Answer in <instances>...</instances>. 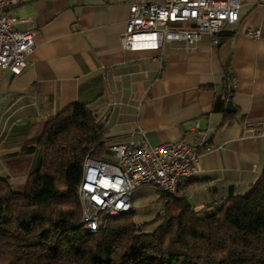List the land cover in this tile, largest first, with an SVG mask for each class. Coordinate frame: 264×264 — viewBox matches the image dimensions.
<instances>
[{"label": "crops", "instance_id": "0c3cea01", "mask_svg": "<svg viewBox=\"0 0 264 264\" xmlns=\"http://www.w3.org/2000/svg\"><path fill=\"white\" fill-rule=\"evenodd\" d=\"M135 1L29 0L10 9L18 29L36 34L22 74L0 67V176L25 182L41 161L38 149L27 151L31 140L85 103L105 124L108 160L112 143L140 130L152 144L205 143L199 175L183 178L178 196L210 214L264 173V0H241L240 19L219 43L205 34L195 44L128 50L122 34Z\"/></svg>", "mask_w": 264, "mask_h": 264}, {"label": "trees", "instance_id": "16d2710c", "mask_svg": "<svg viewBox=\"0 0 264 264\" xmlns=\"http://www.w3.org/2000/svg\"><path fill=\"white\" fill-rule=\"evenodd\" d=\"M106 133L87 104H71L27 146L41 161L25 182L0 176V264H264V173L210 214L162 192L153 230L129 212L88 233L79 186L86 156L106 159Z\"/></svg>", "mask_w": 264, "mask_h": 264}, {"label": "built area", "instance_id": "2783aa9c", "mask_svg": "<svg viewBox=\"0 0 264 264\" xmlns=\"http://www.w3.org/2000/svg\"><path fill=\"white\" fill-rule=\"evenodd\" d=\"M27 1L0 0V67L15 75L27 67L36 33L18 29V19L9 11ZM240 7L241 0H137L130 7L123 45L128 50L160 49L174 41L190 45L205 34L219 43L227 26L240 19ZM248 33L258 37L260 30L249 29ZM200 147L189 142L152 144L140 130L138 138L110 145L113 160L87 155L79 186L84 229L96 233L102 216L133 212V193L141 185L158 186L167 199L177 197L181 180L200 173Z\"/></svg>", "mask_w": 264, "mask_h": 264}, {"label": "rangeland", "instance_id": "374dc122", "mask_svg": "<svg viewBox=\"0 0 264 264\" xmlns=\"http://www.w3.org/2000/svg\"><path fill=\"white\" fill-rule=\"evenodd\" d=\"M159 201L160 197L154 185L144 184L139 186L138 189L136 188L133 203L136 209L133 212H135V218L144 230H153L160 222L164 205H160Z\"/></svg>", "mask_w": 264, "mask_h": 264}, {"label": "water", "instance_id": "95a60500", "mask_svg": "<svg viewBox=\"0 0 264 264\" xmlns=\"http://www.w3.org/2000/svg\"><path fill=\"white\" fill-rule=\"evenodd\" d=\"M232 97H233V96H230V99H229L228 102H227V109L230 110V111H234V110H235V107H234V103H233Z\"/></svg>", "mask_w": 264, "mask_h": 264}]
</instances>
